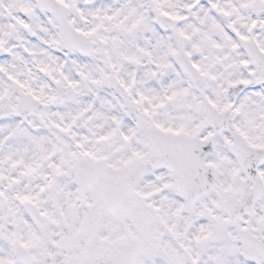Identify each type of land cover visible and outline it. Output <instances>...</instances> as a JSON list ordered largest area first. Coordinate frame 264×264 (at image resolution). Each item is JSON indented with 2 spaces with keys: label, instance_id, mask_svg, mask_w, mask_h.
Masks as SVG:
<instances>
[{
  "label": "snow or ice",
  "instance_id": "obj_1",
  "mask_svg": "<svg viewBox=\"0 0 264 264\" xmlns=\"http://www.w3.org/2000/svg\"><path fill=\"white\" fill-rule=\"evenodd\" d=\"M0 264H264V0H0Z\"/></svg>",
  "mask_w": 264,
  "mask_h": 264
}]
</instances>
